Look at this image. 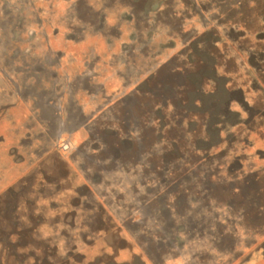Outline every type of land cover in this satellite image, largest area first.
<instances>
[{"label": "rangeland", "instance_id": "obj_1", "mask_svg": "<svg viewBox=\"0 0 264 264\" xmlns=\"http://www.w3.org/2000/svg\"><path fill=\"white\" fill-rule=\"evenodd\" d=\"M167 61L229 102L207 149L137 90ZM3 244L10 264H264V0H0Z\"/></svg>", "mask_w": 264, "mask_h": 264}, {"label": "trees", "instance_id": "obj_2", "mask_svg": "<svg viewBox=\"0 0 264 264\" xmlns=\"http://www.w3.org/2000/svg\"><path fill=\"white\" fill-rule=\"evenodd\" d=\"M171 62L167 61L159 64L155 68V71H152L149 77L138 86L137 90L141 91V94L149 96L156 103H160V109L162 110L170 106L171 115L168 117L169 122L173 120L177 122L181 117V113L186 114V116H195L196 119H194L196 121L189 119L187 126H190L193 122L203 123V137L205 138L197 140L195 138V142H193L194 150L207 149L215 143V138L218 135L217 130L219 129H217L218 123L221 121L223 123L225 120L221 116L232 114L227 108L229 102L225 103L224 98L218 92L215 74L213 76L208 74L206 77L212 86L215 85L214 91L202 93V89L200 88V82L202 80L200 77L202 74L201 71L194 69V62L187 63L189 64L188 67L183 66L182 69L172 65ZM164 67L169 68L168 73L170 76L168 75L169 77L167 78L161 76ZM148 81L152 85H147L143 89L144 85L148 84ZM160 109L158 111H161ZM157 119L159 120L156 122L154 128L157 131L156 133H161V126L167 120H163L162 116H158ZM194 136L196 135L193 134L190 138L193 139ZM171 144L173 145V142ZM3 248L5 257L4 262L0 260V264H10L8 259L12 256L15 258L17 252L11 245L4 246L3 244ZM34 264H39V262L35 261Z\"/></svg>", "mask_w": 264, "mask_h": 264}, {"label": "water", "instance_id": "obj_3", "mask_svg": "<svg viewBox=\"0 0 264 264\" xmlns=\"http://www.w3.org/2000/svg\"><path fill=\"white\" fill-rule=\"evenodd\" d=\"M207 84H208L210 87H212V84H211L209 81H207V82L204 84V87H207ZM231 86H235V84L232 83V84H230L229 87H231ZM243 94H244V91H243ZM244 95H245V94H244ZM218 127H219V129H224V130L227 129V126H225V125H223V124H219ZM18 211L20 212L19 209H18ZM36 230H37L36 228L31 227L32 234L36 235Z\"/></svg>", "mask_w": 264, "mask_h": 264}]
</instances>
